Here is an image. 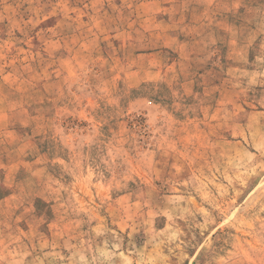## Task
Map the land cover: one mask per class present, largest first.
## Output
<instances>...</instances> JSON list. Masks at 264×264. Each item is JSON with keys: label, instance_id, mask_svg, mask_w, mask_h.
<instances>
[{"label": "rangeland", "instance_id": "rangeland-1", "mask_svg": "<svg viewBox=\"0 0 264 264\" xmlns=\"http://www.w3.org/2000/svg\"><path fill=\"white\" fill-rule=\"evenodd\" d=\"M0 264H264V0H0Z\"/></svg>", "mask_w": 264, "mask_h": 264}]
</instances>
